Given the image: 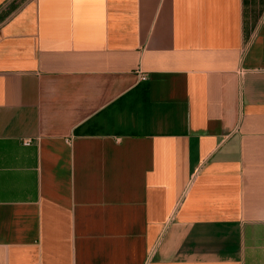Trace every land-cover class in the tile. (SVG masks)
Masks as SVG:
<instances>
[{"label": "crops", "instance_id": "crops-1", "mask_svg": "<svg viewBox=\"0 0 264 264\" xmlns=\"http://www.w3.org/2000/svg\"><path fill=\"white\" fill-rule=\"evenodd\" d=\"M4 15L0 264H264V0Z\"/></svg>", "mask_w": 264, "mask_h": 264}, {"label": "built area", "instance_id": "built-area-1", "mask_svg": "<svg viewBox=\"0 0 264 264\" xmlns=\"http://www.w3.org/2000/svg\"><path fill=\"white\" fill-rule=\"evenodd\" d=\"M141 78H142V79H146V78H147V76H146V75H144V74H142V75H141ZM29 142H30V140H28V141H27V143H29Z\"/></svg>", "mask_w": 264, "mask_h": 264}, {"label": "trees", "instance_id": "trees-1", "mask_svg": "<svg viewBox=\"0 0 264 264\" xmlns=\"http://www.w3.org/2000/svg\"><path fill=\"white\" fill-rule=\"evenodd\" d=\"M5 16H6V15H4V16H2V17H0V19H3V18H5Z\"/></svg>", "mask_w": 264, "mask_h": 264}]
</instances>
